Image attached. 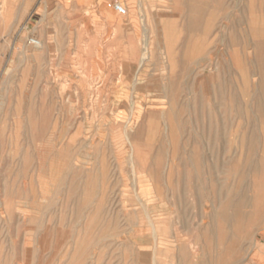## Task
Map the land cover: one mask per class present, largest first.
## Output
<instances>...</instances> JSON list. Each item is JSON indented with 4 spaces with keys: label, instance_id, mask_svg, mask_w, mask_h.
Returning a JSON list of instances; mask_svg holds the SVG:
<instances>
[{
    "label": "rangeland",
    "instance_id": "rangeland-1",
    "mask_svg": "<svg viewBox=\"0 0 264 264\" xmlns=\"http://www.w3.org/2000/svg\"><path fill=\"white\" fill-rule=\"evenodd\" d=\"M98 2L0 0V264H264V0Z\"/></svg>",
    "mask_w": 264,
    "mask_h": 264
},
{
    "label": "bare ground",
    "instance_id": "bare-ground-1",
    "mask_svg": "<svg viewBox=\"0 0 264 264\" xmlns=\"http://www.w3.org/2000/svg\"><path fill=\"white\" fill-rule=\"evenodd\" d=\"M124 7V6H123ZM108 8V6H107ZM125 8V7H124ZM110 11H112L113 13H115L111 8H108ZM127 11V10H126ZM116 14V13H115ZM260 14V13H259ZM144 25V24H143ZM144 28V27H143ZM146 31V29H145ZM145 34V33H144ZM53 35V34H52ZM35 40V39H33ZM36 41V46H33L35 49H40L41 48V43L39 42V40H35ZM148 44L147 42L144 43V48H143V52H142V55L140 57V62H139V66H138V69H140L144 63L150 58L149 56V51H148ZM215 70V69H214ZM199 72V71H198Z\"/></svg>",
    "mask_w": 264,
    "mask_h": 264
},
{
    "label": "built area",
    "instance_id": "built-area-1",
    "mask_svg": "<svg viewBox=\"0 0 264 264\" xmlns=\"http://www.w3.org/2000/svg\"><path fill=\"white\" fill-rule=\"evenodd\" d=\"M108 7L111 8L119 16H126V14H127L126 9L121 4H119L118 2H114L112 4H109ZM28 42L31 46H36V44H37L36 41L33 39H29Z\"/></svg>",
    "mask_w": 264,
    "mask_h": 264
},
{
    "label": "crops",
    "instance_id": "crops-1",
    "mask_svg": "<svg viewBox=\"0 0 264 264\" xmlns=\"http://www.w3.org/2000/svg\"><path fill=\"white\" fill-rule=\"evenodd\" d=\"M110 1H112V0H110ZM115 1H117V0H115ZM101 2V0H99V2L98 3H100ZM113 14H115V13H113ZM116 15V14H115Z\"/></svg>",
    "mask_w": 264,
    "mask_h": 264
}]
</instances>
